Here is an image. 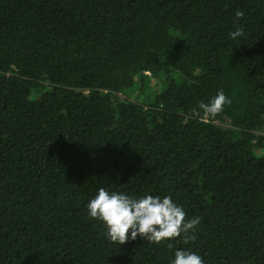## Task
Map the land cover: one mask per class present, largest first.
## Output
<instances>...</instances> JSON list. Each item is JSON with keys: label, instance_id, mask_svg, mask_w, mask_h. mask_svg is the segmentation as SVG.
<instances>
[{"label": "trees", "instance_id": "trees-1", "mask_svg": "<svg viewBox=\"0 0 264 264\" xmlns=\"http://www.w3.org/2000/svg\"><path fill=\"white\" fill-rule=\"evenodd\" d=\"M101 187L171 196L196 239L112 242L87 207ZM177 249L264 264V0H0V264Z\"/></svg>", "mask_w": 264, "mask_h": 264}, {"label": "clouds", "instance_id": "clouds-1", "mask_svg": "<svg viewBox=\"0 0 264 264\" xmlns=\"http://www.w3.org/2000/svg\"><path fill=\"white\" fill-rule=\"evenodd\" d=\"M236 30L230 32V37L236 39L244 34V29L238 21L244 17V12H235ZM231 100L223 90L219 91L209 103H201L199 111L193 113L200 122L208 123L224 110L225 104ZM92 218H98L107 227V236L112 242L120 245L138 236L153 243L178 238L183 233L185 242L195 240L196 227L200 224L199 217L186 219L183 207L177 205L171 196H154L145 194L139 199L119 192H109L101 187L98 195L87 205ZM131 234L129 236V231ZM172 247L171 244L168 245ZM172 264H204L203 258L196 252L177 249Z\"/></svg>", "mask_w": 264, "mask_h": 264}, {"label": "rangeland", "instance_id": "rangeland-1", "mask_svg": "<svg viewBox=\"0 0 264 264\" xmlns=\"http://www.w3.org/2000/svg\"><path fill=\"white\" fill-rule=\"evenodd\" d=\"M154 83H156V79H153L152 84H154ZM133 92H134V93H132L131 96H132L133 98H139V99H140L139 95H141V91H139L138 89H136V90H134ZM216 123L219 124V125L222 126V127H228L229 120L226 119V120H224V121H217Z\"/></svg>", "mask_w": 264, "mask_h": 264}]
</instances>
